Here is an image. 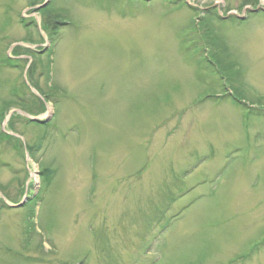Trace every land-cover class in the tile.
<instances>
[{
	"label": "rangeland",
	"instance_id": "obj_1",
	"mask_svg": "<svg viewBox=\"0 0 264 264\" xmlns=\"http://www.w3.org/2000/svg\"><path fill=\"white\" fill-rule=\"evenodd\" d=\"M0 264H264V0H0Z\"/></svg>",
	"mask_w": 264,
	"mask_h": 264
},
{
	"label": "trees",
	"instance_id": "obj_2",
	"mask_svg": "<svg viewBox=\"0 0 264 264\" xmlns=\"http://www.w3.org/2000/svg\"><path fill=\"white\" fill-rule=\"evenodd\" d=\"M41 10H44V9L42 8ZM43 13H47V12L43 11ZM51 18H53V19H51ZM57 18H58V15L57 16H54V17L49 16V17L46 18L47 20H45V22L43 24V27L46 29V31L48 33H49V31H52V32L54 31L55 33L57 32L58 23H61L59 20H57ZM49 35H51V34H49ZM6 59L10 61V58L9 57H7ZM33 70H34V68H33ZM33 70L31 71V73H33ZM40 106L41 107L39 108V111L42 110L43 103L40 104Z\"/></svg>",
	"mask_w": 264,
	"mask_h": 264
},
{
	"label": "water",
	"instance_id": "obj_3",
	"mask_svg": "<svg viewBox=\"0 0 264 264\" xmlns=\"http://www.w3.org/2000/svg\"><path fill=\"white\" fill-rule=\"evenodd\" d=\"M28 117H29V116H28ZM29 119H31V120H33V121H37V120H39L38 118H34V117H29ZM23 202H24V201H23ZM23 202L20 203V204H18V205H12V206H19V205H22Z\"/></svg>",
	"mask_w": 264,
	"mask_h": 264
}]
</instances>
